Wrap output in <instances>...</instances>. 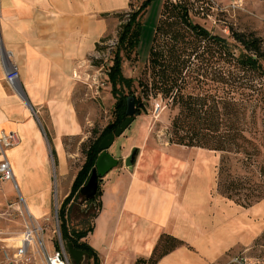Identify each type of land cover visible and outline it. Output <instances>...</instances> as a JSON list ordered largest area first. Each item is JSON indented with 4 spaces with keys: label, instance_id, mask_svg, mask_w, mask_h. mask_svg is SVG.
Here are the masks:
<instances>
[{
    "label": "crops",
    "instance_id": "0c3cea01",
    "mask_svg": "<svg viewBox=\"0 0 264 264\" xmlns=\"http://www.w3.org/2000/svg\"><path fill=\"white\" fill-rule=\"evenodd\" d=\"M130 1L0 0V136L9 142L3 148L13 179L7 180L32 216L45 212L51 184L48 141L40 121H46L63 166V138L82 131L75 92L84 88L92 68L89 58L121 23L118 13L130 10ZM11 65L19 71V89L5 80ZM173 147L147 145L132 168L103 177L102 206L94 219L97 229L105 213L110 229L103 242H89L101 264H131L139 255L148 256L163 231L186 244L156 264H213L234 248L246 249L259 235L264 198L242 206L219 194L215 152L179 145L194 149L182 155ZM120 186V200L111 210L108 203Z\"/></svg>",
    "mask_w": 264,
    "mask_h": 264
},
{
    "label": "trees",
    "instance_id": "16d2710c",
    "mask_svg": "<svg viewBox=\"0 0 264 264\" xmlns=\"http://www.w3.org/2000/svg\"><path fill=\"white\" fill-rule=\"evenodd\" d=\"M149 2L141 0L133 7L130 1V10L118 13L126 18L117 34L113 63L106 69L115 98L113 117L85 148L70 195L80 193L100 152L99 141L125 118V98L133 94L139 111L152 98L166 100L176 110L170 118L168 141L217 151L216 191L242 206L254 204L264 198L263 38L232 26L228 36L211 31L195 18L205 13L204 0H162L147 59L135 84V78L123 73L122 59L137 55L141 18ZM46 136L51 142L48 132ZM51 151L56 157L52 142ZM102 191L100 181L89 200L100 204ZM69 198L62 200L58 211L61 239L65 247L71 242L87 252L85 264H101L97 249L86 239L94 221L71 227L66 211ZM97 214L98 209L91 217ZM184 244L163 231L151 253L137 256L131 264H156L162 255Z\"/></svg>",
    "mask_w": 264,
    "mask_h": 264
},
{
    "label": "rangeland",
    "instance_id": "374dc122",
    "mask_svg": "<svg viewBox=\"0 0 264 264\" xmlns=\"http://www.w3.org/2000/svg\"><path fill=\"white\" fill-rule=\"evenodd\" d=\"M131 1L133 7H135L141 0ZM161 3L162 0H150L141 18V29L136 47L137 55L132 53L130 57L124 56L122 59L123 73L135 78V84L137 83L136 78L143 71L147 59ZM203 5L207 6L205 13L200 12L195 18L211 31L228 36L230 26H232L238 30L254 31L264 40V0H204ZM118 17L121 23L126 18L124 14ZM120 24H116L113 30L98 44V49H102L105 54L100 57L92 55L89 58V64L92 67L89 71L91 72L94 69L92 72L94 77L89 72L90 76L83 83L84 88L75 92L74 99L82 131L77 135H69L63 138L65 150V162L63 166H60L57 155L54 157L52 154L51 142L46 138L48 141L47 149L51 184L47 195L45 212L37 217L32 216L26 209L25 202L21 198L17 188L13 186V183L9 180L2 183L0 187V264H47L46 253L54 250L57 244L65 248L69 263L74 264L61 239L59 230L60 220L58 211L62 200L68 195L70 198L66 211L69 225L81 228L85 224H90L94 221V229L89 233L87 239L90 243H94L96 240L100 242L104 241L103 238L110 229L103 220V218H106V214L104 213L99 218L97 229L94 218L98 214L94 218L91 217V214L97 209L99 213L102 201H99L100 204H98L97 199L85 200L84 195L80 194L79 191L70 195V187L75 173L84 161V150L88 143L98 135L101 129L113 117L115 98L111 92L106 69L113 63ZM138 91L137 87L135 92L137 93ZM175 112L176 110L171 109L167 101L163 100L160 96L152 98L146 104L145 109L139 111V114L135 116L129 126L119 136L115 137L113 143L108 148V151L118 158V163L103 177L108 180L109 177L116 176L119 169L125 167L123 163L124 157L134 145L138 147L135 162L140 151L147 145L174 146L172 150L182 155L194 153V149L191 147H177L179 144L168 141L170 118ZM40 123L43 129L45 128L44 131L49 133L46 121L41 120ZM213 152H215L216 156L217 173L219 153L213 150L209 151L210 154ZM119 182H122V180H119ZM104 183L105 181L102 180V187ZM2 193L5 195H2ZM117 194L115 199L111 200V203H108V207L111 210H115L118 205L121 197V186ZM259 219L263 220L262 230L246 249L241 247L234 248L232 251L226 252L218 258L213 264H232L230 262L231 257L238 253H244L249 257L264 260V213ZM28 220H35L42 227V230L35 234L32 242L21 246L20 237L23 236V231ZM87 260L88 256L87 252H85L79 264H85Z\"/></svg>",
    "mask_w": 264,
    "mask_h": 264
},
{
    "label": "water",
    "instance_id": "95a60500",
    "mask_svg": "<svg viewBox=\"0 0 264 264\" xmlns=\"http://www.w3.org/2000/svg\"><path fill=\"white\" fill-rule=\"evenodd\" d=\"M19 92L22 94L26 100L24 94L21 90ZM126 108H125V118L111 131L106 133L99 141L98 147L100 149L97 155L95 165L91 170V173L80 188V193L84 195L85 200H89L94 197L98 183L103 180V176L118 163V158L115 157L108 148L113 143L116 136H119L134 120L135 116L139 114V110L135 106V98L133 94L126 95ZM27 102V100H26ZM137 146H132L130 152L124 157L123 163L127 168H132L136 160ZM66 250L70 254L72 260L75 264H79L83 258V251L81 249L75 248L71 242L66 243Z\"/></svg>",
    "mask_w": 264,
    "mask_h": 264
},
{
    "label": "built area",
    "instance_id": "2783aa9c",
    "mask_svg": "<svg viewBox=\"0 0 264 264\" xmlns=\"http://www.w3.org/2000/svg\"><path fill=\"white\" fill-rule=\"evenodd\" d=\"M104 54L105 52H103L102 49H98L93 55L96 57H100ZM18 76L19 71L16 65H11L7 68L5 72V80L9 85L16 89H19L17 85ZM8 144L9 142L7 140V137L0 136V182L2 180L13 179V170L3 148ZM41 230L42 227L37 224L35 220H28L25 225V230L23 231V241L26 242V244L32 242L31 240L35 237V234H37V232ZM20 245L24 246L23 244ZM20 251H22V249H20ZM46 261L47 264H70L67 258L65 248L62 245L59 247H55V249L52 251H48L46 253ZM230 262L232 264H264V260L249 257L244 253H238L233 255L230 259Z\"/></svg>",
    "mask_w": 264,
    "mask_h": 264
},
{
    "label": "bare ground",
    "instance_id": "6f19581e",
    "mask_svg": "<svg viewBox=\"0 0 264 264\" xmlns=\"http://www.w3.org/2000/svg\"><path fill=\"white\" fill-rule=\"evenodd\" d=\"M23 238H24V233H23V236L21 237L20 244H23V245H25V244H26V242H24V241H23ZM31 241H33V239H32Z\"/></svg>",
    "mask_w": 264,
    "mask_h": 264
}]
</instances>
